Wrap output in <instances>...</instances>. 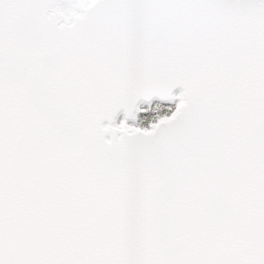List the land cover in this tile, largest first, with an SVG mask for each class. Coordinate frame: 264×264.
<instances>
[{"label": "snow or ice", "instance_id": "1", "mask_svg": "<svg viewBox=\"0 0 264 264\" xmlns=\"http://www.w3.org/2000/svg\"><path fill=\"white\" fill-rule=\"evenodd\" d=\"M0 264H264V0H0Z\"/></svg>", "mask_w": 264, "mask_h": 264}]
</instances>
